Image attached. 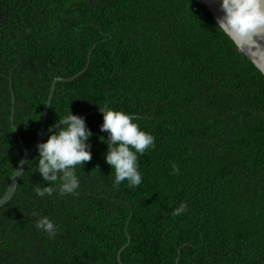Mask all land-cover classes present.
Segmentation results:
<instances>
[{"label": "trees", "instance_id": "trees-1", "mask_svg": "<svg viewBox=\"0 0 264 264\" xmlns=\"http://www.w3.org/2000/svg\"><path fill=\"white\" fill-rule=\"evenodd\" d=\"M215 25L201 0H0V198L23 153L11 94L29 148L52 80L80 73L90 49L55 84L44 130L108 107L155 145L138 156L141 183L114 187L102 115L86 116L77 194L45 197L35 150L0 207V264H118L127 236L121 264H264V76Z\"/></svg>", "mask_w": 264, "mask_h": 264}, {"label": "clouds", "instance_id": "clouds-1", "mask_svg": "<svg viewBox=\"0 0 264 264\" xmlns=\"http://www.w3.org/2000/svg\"><path fill=\"white\" fill-rule=\"evenodd\" d=\"M219 12L215 28L234 38L241 45L258 49L257 41L264 38V0H219ZM227 30V31H226ZM256 53L253 52V55ZM102 109V123L99 131L105 137H97L106 145L104 162L113 173V186L126 182L127 187L134 188L141 183L138 171V156L154 147V137L139 128L132 117L121 111L108 107ZM58 126L50 130L46 140L36 144L37 160L34 171L44 186L34 188L37 197L76 195L80 182L76 175V166L83 168L91 160L89 138L93 133L88 129L82 116L67 112L57 120ZM172 172L179 173L173 165ZM186 210L181 202L172 210L178 216ZM33 216L38 214L33 212ZM35 228L49 238H54L57 226L47 217L38 216Z\"/></svg>", "mask_w": 264, "mask_h": 264}, {"label": "water", "instance_id": "water-1", "mask_svg": "<svg viewBox=\"0 0 264 264\" xmlns=\"http://www.w3.org/2000/svg\"><path fill=\"white\" fill-rule=\"evenodd\" d=\"M201 1L206 6L207 10L210 12L211 16L213 17L214 21L216 22L217 17L221 14L219 12V9H218L219 0H201ZM230 39L233 41V43L237 47L238 51L241 52L264 76V38L259 39L257 41V44L259 45L258 49H250L246 45H241V44L237 43L234 38H230ZM91 51H92V49H90L88 51L87 64H86L85 68L88 65V61L90 58ZM253 52H255L256 54L253 55ZM85 68L80 73L75 75L73 78H69L67 80L62 79V78H55L52 80L51 85H50V89H49V94L47 96V100L45 103V107H44L42 115H41L38 136L35 138L34 142L31 144V146L29 148L24 147L22 140H21V137L19 135V132L16 130V128L13 124V115L12 114L14 113V109H13L14 98H13V95L11 94L12 107H11V114H10V127H11L12 131L14 132V134L16 135L17 140L19 142V145H20L23 153H22V156L19 160V163H18L16 169L12 173V176L9 180V183L7 185V188L4 192V194L0 198V207L5 205L10 200V198L12 197V195L16 189L15 185H17V182H18L21 174L23 173L29 159L31 158V156L33 155V153L36 150V144L38 142H42L48 136L49 131L55 130V127L58 126V124L56 123L53 126H51L49 129L44 130L45 118H46L45 115H47V112H48V109L50 106V102H51V99H52V96H53V93L55 90V84L57 82H60V81L64 82V81L73 80L74 78L79 76L82 72H84ZM95 113L102 115V109H93V110H90V111H88L82 115H79V116H82L83 118H85L86 116H90V115L95 114ZM129 243H130V238L127 236V243L119 250L117 257H116L118 264H121V262L119 260V254L121 253V251H123L129 245ZM176 261L177 260H175V264H177Z\"/></svg>", "mask_w": 264, "mask_h": 264}]
</instances>
